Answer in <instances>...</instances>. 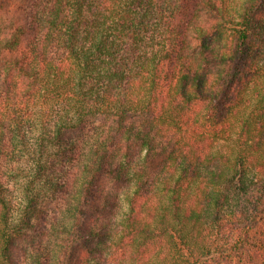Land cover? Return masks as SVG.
Masks as SVG:
<instances>
[{"label": "trees", "instance_id": "obj_1", "mask_svg": "<svg viewBox=\"0 0 264 264\" xmlns=\"http://www.w3.org/2000/svg\"><path fill=\"white\" fill-rule=\"evenodd\" d=\"M261 85L264 0H0V264L255 246Z\"/></svg>", "mask_w": 264, "mask_h": 264}, {"label": "rangeland", "instance_id": "obj_2", "mask_svg": "<svg viewBox=\"0 0 264 264\" xmlns=\"http://www.w3.org/2000/svg\"><path fill=\"white\" fill-rule=\"evenodd\" d=\"M234 3L236 4L238 2L235 1ZM263 88L264 86L261 85V89ZM248 106L250 109V105ZM42 226L43 224H38L36 229L31 230L27 236L18 238L16 248L18 247V249H20L19 257L22 256L24 258L19 264H30V262H26L25 260V251L28 247L32 246L33 243L36 244L42 239ZM257 230V233L253 234V237H257L256 240L253 241L257 247L255 248L253 245H247L239 249V252L226 264H264V227L258 228ZM254 253L257 254V256H254Z\"/></svg>", "mask_w": 264, "mask_h": 264}]
</instances>
